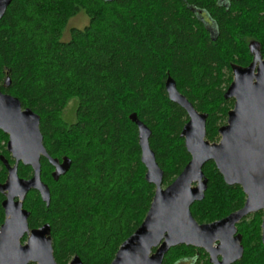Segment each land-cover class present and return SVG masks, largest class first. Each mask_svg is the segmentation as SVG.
I'll return each mask as SVG.
<instances>
[{
  "label": "trees",
  "instance_id": "16d2710c",
  "mask_svg": "<svg viewBox=\"0 0 264 264\" xmlns=\"http://www.w3.org/2000/svg\"><path fill=\"white\" fill-rule=\"evenodd\" d=\"M226 2L12 0L6 9L0 19V91L39 116L49 156L71 162L55 181L53 167L42 159L49 205L33 190L23 203L30 229L50 226L56 264H69L75 256L83 264H110L143 222L155 187L145 180L131 114L151 131L149 146L163 172V187L189 162L180 138L188 118L167 97L168 77L197 112L207 115L206 140L219 141L218 129L233 108V100L224 99L231 67H246L254 56L248 38L259 43L255 52L264 58V0ZM189 7L212 19L213 40ZM80 12L88 25L71 29L64 42L69 20ZM73 99L75 122L68 124L62 112ZM202 171L208 185L204 200L190 208L196 222L212 223L242 208L241 187L227 186L213 162ZM19 174L28 178L31 170L20 165ZM1 201L2 196L0 225ZM260 225L257 213L239 226L244 254L236 264H264ZM184 260L209 264L203 250L184 245L170 249L162 264Z\"/></svg>",
  "mask_w": 264,
  "mask_h": 264
},
{
  "label": "water",
  "instance_id": "95a60500",
  "mask_svg": "<svg viewBox=\"0 0 264 264\" xmlns=\"http://www.w3.org/2000/svg\"><path fill=\"white\" fill-rule=\"evenodd\" d=\"M11 2L0 0V19ZM231 70L233 79L224 99L233 100V108L227 114L226 123L218 129L220 139L217 143L206 140L207 115L194 109L178 92L171 77L166 79L164 86L169 101L187 114L188 121L180 138L190 156L187 165L167 187L162 186L163 172L149 146L150 129L136 114L129 116L138 129L145 180L155 187V193L143 222L120 245L110 264H162L168 251L179 245L205 250L213 264H232L242 257L240 237H234L235 226L250 214L264 212V58L254 52L248 66L233 65ZM4 85L10 86L8 77ZM0 129L10 134L8 150L16 161L13 168H8L5 184L0 185V191L6 193L2 204L5 221L0 227V264H56L50 226L44 224L30 229V213L23 208V202L33 190L39 193L46 206L49 205V188L40 176L41 156L54 168L52 177L55 181L69 170L71 162L68 158L60 162L48 156L39 130V116L28 108L22 110L17 98L2 92ZM19 161L31 167L30 179L18 178L16 166ZM208 162L214 163L227 186L241 187L246 199L239 211L219 221L199 224L192 217L190 208L204 200L208 180L202 169ZM24 236L27 239L22 244ZM215 242H218L216 247ZM261 242L264 247V215ZM218 254L223 256L221 263L216 260ZM69 264L83 263L75 256Z\"/></svg>",
  "mask_w": 264,
  "mask_h": 264
},
{
  "label": "flooded vegetation",
  "instance_id": "af4514ba",
  "mask_svg": "<svg viewBox=\"0 0 264 264\" xmlns=\"http://www.w3.org/2000/svg\"><path fill=\"white\" fill-rule=\"evenodd\" d=\"M227 0H219V3L222 4V6L226 5V2ZM192 14L197 18V20L201 23V25L203 26V28L205 29V31L207 32L208 36L210 37L211 40H213L216 36V30H215V26H214V22L212 21V19L206 14L204 13L203 11H200V10H197L196 8H191L189 7L188 8ZM1 92V91H0ZM3 93V92H2ZM3 94H7V93H3ZM10 95V94H9ZM16 98V97H15ZM24 109H27V108H23L22 107V110ZM41 133V132H40ZM43 138V137H42ZM9 141H10V134L5 132L4 130L0 129V185H3L5 184L6 180H7V177H8V168H13L15 166V158L12 156V153L9 152L8 150V144H9ZM47 153V152H46ZM48 154V153H47ZM49 156V155H48ZM50 157V156H49ZM52 158V157H51ZM42 159H46L44 158L43 156L40 157V166H41V160ZM54 159V158H53ZM47 161V159H46ZM62 161V160H61ZM60 161V162H61ZM48 162V161H47ZM20 165L24 166L20 161L18 162L17 164V176L19 179H24V180H28L32 177V169L30 166H25V167H29L30 170H31V174L28 178H23L20 176L19 174V168H20ZM54 169V168H53ZM40 173H41V168H40ZM41 176V174H40ZM6 193H2L0 191V196H2V201H1V207H2V210H3V213H4V221H5V211L3 209V202L6 200ZM27 196V195H26ZM245 196V195H244ZM26 198V197H25ZM246 199V197H245ZM24 203V202H23ZM244 205V204H243ZM243 207V206H242ZM24 208V207H23ZM25 209V208H24ZM241 209V208H240ZM239 209V210H240ZM26 210V209H25ZM237 210V211H239ZM236 212V211H235ZM234 213V212H233ZM257 213H261V223H262V219H263V215H264V212L263 211H259ZM257 213H254V214H257ZM232 214V213H231ZM254 214H250L248 215L247 217L243 218L242 220H240L237 224H236V233L234 235V237L236 236H239L240 237V245L243 247L242 245V234L241 232L239 231V226L241 225V223L246 220L248 217L254 215ZM230 215V214H229ZM227 217V216H226ZM221 220V219H220ZM4 221L3 223L0 225V227L4 224ZM219 221V220H218ZM260 230H261V225H260ZM27 239V236H24L23 239H21V243L23 244ZM218 245V242H215L214 244V247H216ZM181 246V245H179ZM185 246V245H184ZM185 247H191V246H185ZM193 249H198L199 248H195V247H192ZM200 250H203V249H200ZM206 255H207V260H208V263L209 264H213L210 262V255L205 251L203 250ZM243 254H244V247H243ZM243 257V255H242ZM242 257L235 261L234 263L232 264H236L238 263L239 261H241ZM197 258V256H196ZM195 258V259H196ZM194 259V260H195ZM216 260L221 263L223 262V256L221 254H218L216 255ZM189 261H182V263L180 264H188ZM193 263V262H192ZM32 264V263H30Z\"/></svg>",
  "mask_w": 264,
  "mask_h": 264
},
{
  "label": "rangeland",
  "instance_id": "374dc122",
  "mask_svg": "<svg viewBox=\"0 0 264 264\" xmlns=\"http://www.w3.org/2000/svg\"><path fill=\"white\" fill-rule=\"evenodd\" d=\"M88 18L86 17V15L83 12H80L79 14H77L75 17L71 18L67 24L66 29L63 32V37L62 40L64 42H66L67 40H69L70 38V30L71 29H83L84 27H86L88 25ZM247 44H248V48H250L251 50H254V52L258 51L259 49V43L255 40H253L252 38H248L246 40ZM239 66V65H238ZM76 107H77V101L76 99L71 100L68 105L66 106V108L64 109V111L62 112V119L67 122L68 124H72L73 122H75V111H76ZM253 218H250V222H252ZM260 242H261V232H260ZM262 244V242H261ZM251 246H255L254 241L251 242ZM263 247V245H262ZM264 248V247H263Z\"/></svg>",
  "mask_w": 264,
  "mask_h": 264
}]
</instances>
